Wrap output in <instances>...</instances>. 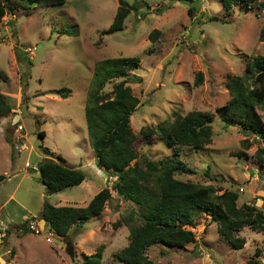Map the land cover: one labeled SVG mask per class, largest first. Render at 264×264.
<instances>
[{"label": "rangeland", "instance_id": "374dc122", "mask_svg": "<svg viewBox=\"0 0 264 264\" xmlns=\"http://www.w3.org/2000/svg\"><path fill=\"white\" fill-rule=\"evenodd\" d=\"M128 1L137 9L127 17L122 31L109 34L103 31L114 20L118 0H66L60 6L22 7L3 19L0 93L14 110L0 118V174L5 175L0 182V226L6 228L4 233L0 227L5 234L0 238V264H82L84 254L96 253L102 246V264H124L116 253L129 244L130 231L115 223L132 210L135 224L139 223L142 208L116 193L115 176L97 172L86 120L97 65L108 58L141 59L129 74L142 81L131 83L140 100L131 125L141 157L159 160L172 155L159 132L144 135L143 128L156 129L165 120L173 121L175 113H214L211 142L199 150L183 148L181 158L194 172L178 178L207 185L217 194L225 189L237 191L239 206L248 202L264 210V164L256 154L259 147L264 148V140L238 122H224L217 112L230 98L231 77L244 76L248 63L264 56V9L258 8L264 0H254L252 6L239 4L230 11L221 0ZM165 5L170 6L156 12ZM191 6L197 10L193 18L188 14ZM62 29L79 33L62 34ZM154 29L161 33L152 42ZM120 80L107 83L101 93L111 92ZM251 80L246 77L248 85ZM64 88L70 89L67 97L61 95ZM259 111L264 119V106L259 105ZM247 140L252 144L245 146ZM46 148L81 169L86 179L48 194L37 169L33 170L49 155ZM106 187L112 199L104 212L85 222L83 230L71 232L76 253L72 258L64 241L41 224L40 214L47 203L87 206ZM195 220L194 226L185 228L194 232L196 241L182 248L153 245L148 255L154 264H246L256 249L264 253V232L244 227L237 235L245 237L246 243L236 250L221 236L211 216L198 214ZM30 221L33 230L25 232L24 225L30 226Z\"/></svg>", "mask_w": 264, "mask_h": 264}, {"label": "trees", "instance_id": "16d2710c", "mask_svg": "<svg viewBox=\"0 0 264 264\" xmlns=\"http://www.w3.org/2000/svg\"><path fill=\"white\" fill-rule=\"evenodd\" d=\"M221 1L227 11L233 10L234 6L239 4L252 6L254 3V0ZM64 2L66 0H0V26L4 17L9 13L14 14L18 8L60 6ZM118 2L114 20L103 34L122 31L127 17L132 10L137 9L134 3L128 0ZM258 8L264 9V2H261ZM196 11L195 6H191L188 9L189 16L193 18ZM74 30L62 29L61 32L79 33L77 29ZM160 33L159 29H154L150 34L151 41L155 42ZM261 38H264V30ZM140 62L141 59L137 56L100 61L86 106L87 127L97 167L116 177L114 190L120 197L142 208L139 223L135 224L137 218L134 210L115 223L117 228L126 225L130 231L129 244L116 253L117 259L124 264H154L148 255L153 245L165 244L182 248L196 241L194 232L185 227L194 226L195 217L203 213L218 222L219 233L234 249H242L246 239L237 233L246 226L264 232V210L248 202L239 206L237 191L225 189L221 194H217L207 185L178 178V175L183 173L194 172L181 158L183 148L199 150L211 142L214 113H175L173 121L165 120L157 125L156 129L145 127L141 130L140 133L144 135L159 132L172 150L170 156L152 160L147 156L141 157L136 149L134 143L138 135L132 128L131 117L140 105V100L134 94L131 83L142 81L140 78H130L129 74ZM247 68L244 76L231 77L228 82L230 98L217 108V112L224 122H238L264 140V119L259 111V105L264 106V56L253 58ZM252 68H255V73L251 71ZM250 76L252 83L248 85L246 77ZM198 77L200 83L201 73ZM120 78L111 92L101 93L107 83ZM61 92L62 96L67 97L70 89L64 88ZM13 110L14 107L7 96L0 93V118L11 115ZM41 135L42 138L45 137L44 133ZM250 144L252 143L247 140L245 146ZM45 150L49 155L36 169L48 194L78 186L86 179V174L81 169L68 165L62 155H55L48 148ZM256 154L264 164V148L259 147ZM4 179L5 175L0 174V182ZM111 199V190L106 187L100 190L87 206H55L47 203L40 219L45 221V225L56 237L64 241L67 252L75 258L74 241L70 237L72 230H83L84 223L99 217ZM24 226L25 232L33 230L28 225ZM103 248L104 246L100 247L99 251L93 254H84L82 264H102ZM258 257H264L263 250L256 249L254 256L249 258L246 264H264Z\"/></svg>", "mask_w": 264, "mask_h": 264}, {"label": "water", "instance_id": "95a60500", "mask_svg": "<svg viewBox=\"0 0 264 264\" xmlns=\"http://www.w3.org/2000/svg\"><path fill=\"white\" fill-rule=\"evenodd\" d=\"M174 1H177V0H174ZM138 6V5H137ZM170 5H165L164 7L160 8V9H156V12L157 13H162L164 12L166 9L169 8Z\"/></svg>", "mask_w": 264, "mask_h": 264}, {"label": "crops", "instance_id": "0c3cea01", "mask_svg": "<svg viewBox=\"0 0 264 264\" xmlns=\"http://www.w3.org/2000/svg\"><path fill=\"white\" fill-rule=\"evenodd\" d=\"M29 166H31V165H29ZM38 166V165H37ZM37 166H33V169H36L37 168ZM97 172L99 173V172H101L102 173V170L100 169V168H98L97 169ZM7 203V202H6ZM6 205V204H5ZM5 205L3 206V209H4V207H5ZM42 223H44L45 224V221L44 220H41V224Z\"/></svg>", "mask_w": 264, "mask_h": 264}, {"label": "built area", "instance_id": "2783aa9c", "mask_svg": "<svg viewBox=\"0 0 264 264\" xmlns=\"http://www.w3.org/2000/svg\"><path fill=\"white\" fill-rule=\"evenodd\" d=\"M241 190H242V189H241ZM30 223H31V224H29V225H30V227L32 228V227H33V225H32L33 222H30ZM0 227H1V229H2V230L4 231V233H5V229H6V228H4V226H0ZM1 233H2V231L0 230V238L3 237V235H5V234L2 235Z\"/></svg>", "mask_w": 264, "mask_h": 264}, {"label": "clouds", "instance_id": "9594fccd", "mask_svg": "<svg viewBox=\"0 0 264 264\" xmlns=\"http://www.w3.org/2000/svg\"><path fill=\"white\" fill-rule=\"evenodd\" d=\"M31 222V221H30Z\"/></svg>", "mask_w": 264, "mask_h": 264}]
</instances>
